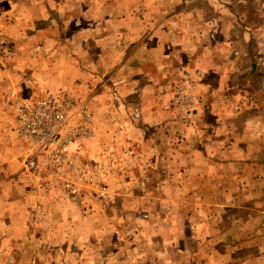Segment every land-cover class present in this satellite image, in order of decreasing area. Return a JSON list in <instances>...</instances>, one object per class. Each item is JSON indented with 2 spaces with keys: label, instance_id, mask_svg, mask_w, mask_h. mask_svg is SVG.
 Segmentation results:
<instances>
[{
  "label": "crops",
  "instance_id": "0c3cea01",
  "mask_svg": "<svg viewBox=\"0 0 264 264\" xmlns=\"http://www.w3.org/2000/svg\"><path fill=\"white\" fill-rule=\"evenodd\" d=\"M0 13V34L45 35L0 51V159L14 153L10 141L23 143L10 131L16 105L67 91L92 110L90 158H98V143L116 146L118 173L135 162L143 191L158 192L160 207L177 203L170 193L190 197L185 215L197 252L186 248L189 258L207 250L210 264H264V235L218 228L226 206L241 207L236 193L264 186V22L236 20L227 30L221 23L206 40L198 36L208 19L196 0H0ZM176 83L193 98L189 112L174 105ZM51 193L47 206L58 204ZM198 209L217 228L199 230ZM207 238L212 245L203 249Z\"/></svg>",
  "mask_w": 264,
  "mask_h": 264
},
{
  "label": "rangeland",
  "instance_id": "374dc122",
  "mask_svg": "<svg viewBox=\"0 0 264 264\" xmlns=\"http://www.w3.org/2000/svg\"><path fill=\"white\" fill-rule=\"evenodd\" d=\"M197 6L202 8L203 20L208 19L207 29L198 36L206 40L219 35L221 23L227 30V25L232 27L236 20L246 24L264 22V0H196ZM32 32L37 36L24 33L23 37L14 38L9 33L0 34L1 53L7 54L11 46H25V42L35 43L45 36L44 33ZM48 34L52 39L57 38V32L50 31ZM56 91L64 90L45 91L26 100ZM177 91L193 99L191 94L180 83L174 85V105L189 112L192 103L182 106L176 99ZM74 99L79 105L89 106L82 98ZM10 131L15 135L12 128ZM14 138L19 140L16 135ZM91 142L86 140L82 160L91 164L97 177L103 179L107 186L105 197L97 195V186L82 182L79 183L78 194L72 195L54 175L30 173L25 169L28 152H22V146L27 147L25 141L24 144L10 141L14 153L8 159H0L4 167L0 175V194L3 197L0 200V264H210L207 250L193 258H189L185 251L189 248L193 254L197 252L194 240L188 236L193 231L188 225L190 217L185 215L190 208L184 203L188 204L190 197L173 192L170 194L177 199L174 207H160L152 198L158 192L152 187L143 191L147 188L142 184L144 176L135 162L131 161L129 167L125 164L121 175L118 173L121 159L117 156L120 152L115 149L116 146L109 150L106 143H98V158L92 159L88 156L90 146L94 144ZM118 146L122 147V144ZM130 147L127 148L129 151ZM110 156L115 158L110 159ZM127 169L132 173L128 174ZM12 185H17L15 187L19 192H14ZM49 191H52L51 199L58 201L57 205L55 202L53 206L46 205L49 199L46 193ZM143 192L151 198L142 199ZM228 194L225 193L226 203L229 201ZM236 194H239L237 200L241 202V207L226 206L218 228L226 232L234 228L264 235V186L256 187V191ZM207 211L198 209L202 224L199 230L211 232L217 228L216 220ZM142 214L147 217L141 218ZM248 217L254 218V221L247 222ZM155 220H163L160 227L152 225ZM224 241L230 240L226 238ZM261 241H258L259 244ZM211 243L212 240L207 238L203 249H208ZM260 247L264 248V244Z\"/></svg>",
  "mask_w": 264,
  "mask_h": 264
},
{
  "label": "built area",
  "instance_id": "2783aa9c",
  "mask_svg": "<svg viewBox=\"0 0 264 264\" xmlns=\"http://www.w3.org/2000/svg\"><path fill=\"white\" fill-rule=\"evenodd\" d=\"M176 94L182 106L192 103L182 91ZM12 120L13 132L27 145V171L37 176L54 175L72 195L78 194L82 182L97 186L99 197L107 196L103 179L82 160L84 144L93 135L92 110L88 105H79L66 92L56 91L17 104Z\"/></svg>",
  "mask_w": 264,
  "mask_h": 264
}]
</instances>
